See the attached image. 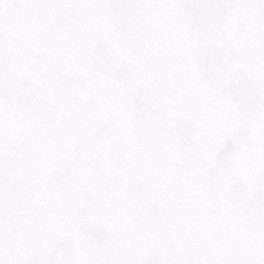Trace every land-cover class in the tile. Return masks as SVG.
Wrapping results in <instances>:
<instances>
[{
    "label": "snow or ice",
    "instance_id": "obj_1",
    "mask_svg": "<svg viewBox=\"0 0 264 264\" xmlns=\"http://www.w3.org/2000/svg\"><path fill=\"white\" fill-rule=\"evenodd\" d=\"M0 264H264V0H0Z\"/></svg>",
    "mask_w": 264,
    "mask_h": 264
}]
</instances>
